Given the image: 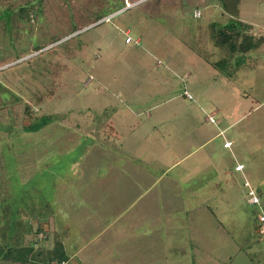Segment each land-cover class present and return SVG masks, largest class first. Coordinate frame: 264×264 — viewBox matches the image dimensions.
Listing matches in <instances>:
<instances>
[{
	"label": "rangeland",
	"instance_id": "rangeland-1",
	"mask_svg": "<svg viewBox=\"0 0 264 264\" xmlns=\"http://www.w3.org/2000/svg\"><path fill=\"white\" fill-rule=\"evenodd\" d=\"M125 1L0 0V58L23 57L0 68V98L24 101L0 110L1 224L10 201L33 224L25 243L44 237L34 216L69 229L68 264H264L244 186L264 210V43L225 75L210 64L209 26L231 20L219 1ZM240 21L264 37V0H242ZM73 50L62 70L55 53Z\"/></svg>",
	"mask_w": 264,
	"mask_h": 264
},
{
	"label": "trees",
	"instance_id": "trees-1",
	"mask_svg": "<svg viewBox=\"0 0 264 264\" xmlns=\"http://www.w3.org/2000/svg\"><path fill=\"white\" fill-rule=\"evenodd\" d=\"M125 6L122 8H118L112 14L116 13V11L124 10L127 5L126 1L123 0ZM220 3V6L223 12L231 17V20L224 24L219 25L213 23L209 26L210 31V39L214 45V47L218 48L222 58L218 62H210V64L220 71L222 74H227L228 64L234 60L236 57L240 55H246L255 50L259 49L260 46L264 43V37L259 36L255 33L254 26L247 24L245 22L240 21V6L242 0H217ZM137 1H133L131 3H135ZM130 4V3H129ZM17 16L24 17V19L30 18V11L26 7H20L17 12ZM99 19H90L83 24H77L71 29L65 31L62 35L52 36L50 38L51 43L43 44L36 48V52H40L47 48L48 46L58 43L63 39L74 35L75 33L81 32L82 29L91 26L94 23H97ZM102 20V19H101ZM19 28V27H18ZM2 28L0 29L1 32ZM82 34V33H81ZM81 34H77L81 35ZM74 36L71 39H74ZM69 39V40H71ZM68 42V40L66 41ZM81 50V49H80ZM58 59V62L61 64L62 70L67 68V65L64 64L67 61L74 60L79 52L78 51H69L65 53L63 51H58L55 53ZM23 58V57H22ZM22 58L17 56H12L10 58H0V68L10 64L13 61H19ZM64 64V66H62ZM1 72V71H0ZM18 83L14 81L13 84ZM5 90L9 91V89L3 85H0ZM54 92H52L53 95ZM22 100V99H21ZM4 101L0 98V110L5 109L11 113L10 110H14V106L21 104L24 102L23 100L19 103H12ZM26 114L28 117H31V124L27 128L30 132H38L43 127L47 125L46 121L41 123L37 122L38 117L35 113L30 109V105L26 106ZM110 129H114L110 127ZM116 131H111L112 134H116ZM117 138L120 139V136L117 134ZM4 162V161H3ZM3 169L5 167L3 163ZM4 177V176H3ZM6 184L11 187V179H6ZM12 205L9 203L3 206V209L6 213L5 216L7 218V223L3 226L0 222V264H68L70 261V255L67 253L66 244L68 241V231L69 229H65L63 233H61L58 229L57 231H50L45 228L47 224H49L46 220L47 217L34 216L39 223V227L37 230V234H43V238L40 240L33 239L28 243L24 242L25 236L27 234L33 233V224L30 221L29 224H26L23 221V215L18 210L17 212L11 211ZM9 213V214H7ZM43 220L47 223L45 226L43 225ZM260 237V236H259ZM262 239V237H260Z\"/></svg>",
	"mask_w": 264,
	"mask_h": 264
},
{
	"label": "built area",
	"instance_id": "built-area-1",
	"mask_svg": "<svg viewBox=\"0 0 264 264\" xmlns=\"http://www.w3.org/2000/svg\"><path fill=\"white\" fill-rule=\"evenodd\" d=\"M194 16L196 18L202 17V12L200 11V9H197L194 12ZM126 35H127V38H126V43L127 44H132L133 42L136 43V44H139V40L134 41L130 37L128 32L126 33ZM184 94L189 100H193V96L188 91H185ZM208 121H210L211 123L216 124V121H215L213 116L212 117L210 116L208 118ZM224 147L225 148H231L232 147V142H230V141L226 142L224 144ZM244 169H245V167L242 164H239V165H237L235 167V170L238 171V172H243ZM244 186L248 189V192H247V203L252 205V206L253 205L254 206H258L259 209L261 210L260 214L257 216V219H258V222H259L257 230H258L259 236L264 238V210H263V207H261V197L258 194V191L252 186V184L249 181L246 180Z\"/></svg>",
	"mask_w": 264,
	"mask_h": 264
},
{
	"label": "crops",
	"instance_id": "crops-1",
	"mask_svg": "<svg viewBox=\"0 0 264 264\" xmlns=\"http://www.w3.org/2000/svg\"><path fill=\"white\" fill-rule=\"evenodd\" d=\"M129 5H130V4H129ZM102 20H103V19H102ZM186 75H187V74H186ZM185 91H188V90H185ZM188 92H189V91H188ZM189 93H190V92H189ZM184 95H185V94H184ZM191 95H192V94H191ZM193 100H194V97H193ZM193 100H192V101H193ZM171 101H172V99H170V102H171ZM157 107L159 108V107H161V105H160V106L157 105ZM210 116H214V115H209V117H210ZM213 124H214V123H213ZM215 125H216V124H215ZM217 125H218V123H217ZM220 136L224 137V131H221L220 134L216 135L217 138H219ZM212 139H214V138H212ZM212 139H211V140H212ZM209 141H210V140H207V143H208ZM232 147H233V145H232ZM232 147H231V148H232ZM231 148H225V147H224V149H226V150H229V149H231ZM239 164H241V163H239ZM239 164H237V165H239ZM237 165H236V166H237ZM244 170H245V169H244ZM244 170H243V171H244ZM235 171H236V170H235ZM236 172H238V171H236ZM257 191H258V190H257ZM263 239H264V238H262V239L260 238L259 240L262 241Z\"/></svg>",
	"mask_w": 264,
	"mask_h": 264
}]
</instances>
